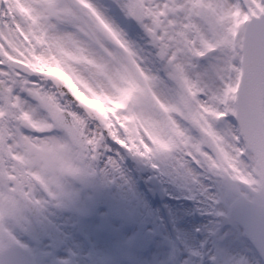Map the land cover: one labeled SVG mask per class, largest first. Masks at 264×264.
Segmentation results:
<instances>
[{"label":"snow or ice","instance_id":"snow-or-ice-1","mask_svg":"<svg viewBox=\"0 0 264 264\" xmlns=\"http://www.w3.org/2000/svg\"><path fill=\"white\" fill-rule=\"evenodd\" d=\"M138 169L203 218L147 264H264V0H0V264Z\"/></svg>","mask_w":264,"mask_h":264},{"label":"flooded vegetation","instance_id":"flooded-vegetation-1","mask_svg":"<svg viewBox=\"0 0 264 264\" xmlns=\"http://www.w3.org/2000/svg\"><path fill=\"white\" fill-rule=\"evenodd\" d=\"M125 163L130 166L135 162L129 158ZM149 175L150 170L140 169L132 174L137 187L134 196L114 184L95 201L82 205L79 212H62L50 217L56 227L38 230L31 244L36 264H147L152 260L155 245L151 250H141L140 245L147 241L143 238L159 241L168 237L173 241L174 224L179 228L180 243L184 235L180 227L188 224L185 217L171 218V221L166 217L160 222L153 212L145 210L146 204L162 211L170 204H181L161 184L162 192H158ZM155 182L158 186L159 181ZM142 192L147 201L142 200ZM113 203L116 207L111 208ZM185 206H194V203H185ZM193 214L194 220L201 223L203 218Z\"/></svg>","mask_w":264,"mask_h":264},{"label":"rangeland","instance_id":"rangeland-1","mask_svg":"<svg viewBox=\"0 0 264 264\" xmlns=\"http://www.w3.org/2000/svg\"><path fill=\"white\" fill-rule=\"evenodd\" d=\"M134 180H135V178L133 177V181ZM159 183H161V182L159 181ZM161 185L164 188V190H166L168 192V194H170L171 196L174 197V199H179L180 197L185 198V193L182 190L168 186V185H163L162 183H161ZM136 191H137V187H136V182H135V183H133V190L131 191L130 194L132 196H134L136 194ZM142 200L147 201L145 192H142ZM114 206H115V203H113L111 205V208ZM145 206H146V208H145L146 212H150V213L153 212L154 215L160 219V222H163L166 217L169 218V221H171V218L176 219V218H180V217H185L187 219L186 223H188V224H186V227H184V228L180 227V230L184 234L183 239L186 238L185 237L186 233H188L189 231H194L195 230L194 226L199 224V222H195L194 218L192 217L193 212L191 211V209H193L195 207V205L194 206H185L184 203L183 204H177V205L176 204H170V206L167 208L165 207L163 211L161 209H158V208H153V206L152 205L150 206L149 204H146ZM173 228H174V237L177 239V241H179L178 237H177V234L179 235V233L177 232V230H179V228L177 227L176 224H174Z\"/></svg>","mask_w":264,"mask_h":264}]
</instances>
